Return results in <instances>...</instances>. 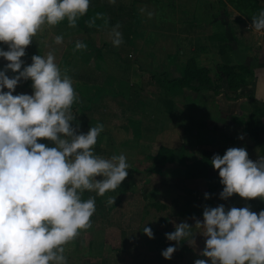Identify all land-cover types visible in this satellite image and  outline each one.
<instances>
[{
    "label": "clouds",
    "instance_id": "clouds-1",
    "mask_svg": "<svg viewBox=\"0 0 264 264\" xmlns=\"http://www.w3.org/2000/svg\"><path fill=\"white\" fill-rule=\"evenodd\" d=\"M89 7L90 0H0V42L9 47L0 49V57L9 62L0 71V264H67L65 246L92 227L96 212L95 198L84 200L83 193L104 196L128 176L130 165L123 154L106 159L94 152L103 124L91 127L87 134H77L73 128L76 117L71 108L78 94L54 53L33 56V63L23 67L25 50L45 25L56 26L67 19L69 27L75 28ZM251 27L264 31V10L252 18ZM119 28L117 24L112 30L117 47L123 43ZM55 43L62 44L63 37L56 36ZM86 47L77 41L75 50ZM9 69L18 75L9 78ZM21 79L32 80L33 95H13ZM211 164L224 185L222 199L233 195L264 199V158L253 162L246 149L229 148L222 157L215 155ZM115 201L109 198L108 204ZM203 218L195 228L204 230L206 247L201 255L208 259L195 264L209 260L211 264H264V211L257 214L249 207L226 211L220 205L206 207ZM191 229L180 223L166 238L179 243L192 236ZM143 232L154 239L150 227ZM176 250L169 246L162 256L171 259Z\"/></svg>",
    "mask_w": 264,
    "mask_h": 264
},
{
    "label": "rangeland",
    "instance_id": "rangeland-1",
    "mask_svg": "<svg viewBox=\"0 0 264 264\" xmlns=\"http://www.w3.org/2000/svg\"><path fill=\"white\" fill-rule=\"evenodd\" d=\"M105 1L106 5L96 6L97 8L105 5L104 16L109 20L108 25L103 30L106 36L102 43L106 41L110 50L115 48L118 50L117 53L122 60V65L120 67L117 66L116 61L118 64L119 61L115 60V56L106 53L111 59L114 58L115 64L113 65L112 61L109 63L110 76L108 73L104 74L105 72L99 75V77L101 75L104 78L107 77L108 80L104 83L101 82L103 77L99 78L98 86L101 87L96 91V61L92 58L93 53L87 54L88 56H85L84 61H72L71 63L67 61L57 64L61 68L62 73L67 69V74L73 80L74 90L78 94L79 99L73 103L71 108L72 114L76 117L72 126L77 130V134H87L86 127L88 125L95 127L98 124H103L104 131L98 136L96 146H99L104 152L97 155L110 159L113 155L118 156L123 154L130 168L127 178L115 191H109L104 196H99L96 192L85 191L83 193L82 199L87 200V197L98 199L100 197L101 203H96V212L94 213L96 221L92 216V227L82 230L74 241L65 246L64 254L67 258V264H129L132 262L134 264H142V251L145 252L146 247L157 248L159 239H165L166 233L174 232L176 225L180 223L186 222L192 227L191 231H193L195 229L193 220L198 219L201 222L204 219L203 212L206 207L215 208L222 205L221 201L217 200V198H220L217 194L213 196L214 199L210 204H206V199H210V197L206 198L203 193L205 191L202 187L203 181L196 180L194 182L189 181L188 184H182L179 179L183 177V173L182 168L178 164L162 168L161 175L153 174L150 171L153 164L149 158L155 155L160 146V139L158 138L159 128L160 126H164V129L169 128L173 120L170 117L172 102L168 99L172 91H167V85L162 79V86L159 83L151 85L155 86L154 90L158 92L160 97L159 100L161 102L159 104L161 106H157L155 102H152L155 101L154 95L151 93L153 87L149 86L147 82L152 74L159 81L160 72L169 71L168 73L171 74L173 70L171 67V71L169 68L167 69L168 65L166 62H160L161 59L163 61L165 56H156L155 52L151 56L148 53L151 50L157 49L163 37L166 38L165 42H167V39L169 42H172V31L167 30L168 28L164 30L160 27V23L167 25L172 23V17H176L170 6H174V8L177 6L179 8L182 20V32L188 33L187 23L184 24L186 22L184 20H188V3L184 2V0H160L158 7L161 9H157L159 13L154 16V19H150L151 17H141V20L138 13V16H134V20L131 15V7L132 1L135 0ZM139 1L143 2V4L145 3L144 1L148 2V0ZM217 2L220 5L222 0H217ZM228 2L236 9L242 6L244 11L242 14L244 13L247 19L252 16V12L258 11L255 0H228ZM150 6L151 10L157 8L155 4ZM220 7L219 9L221 10ZM220 10H217V12L219 13ZM135 21H139V24L140 21L147 22L146 26L152 28L148 33L150 45L148 44L149 41H138L139 51L134 46L131 36L133 35L132 25L136 24ZM132 22L134 23L131 24ZM89 23L93 25L92 21ZM117 24L120 25L118 31L122 34L123 40V43L118 47L114 46L112 36V30ZM158 27L160 31H157ZM145 30V26L141 27L139 34H144ZM41 34L46 35V31L43 30ZM3 49L8 51V45L4 46ZM25 51L26 55L22 57L24 62L23 67L30 66L33 63L32 57L36 55L46 56L48 52H53L57 58L61 49L60 46L57 47V45L50 43L45 45L44 38L42 41H39V45H30ZM169 59L171 60L173 57ZM8 63L6 59L0 57V71H4ZM209 65L214 70L217 69L215 67L217 64ZM23 67L21 70H23ZM213 73L210 78L214 83H218L220 75H216L215 71ZM6 75L9 78H13L18 73H13L9 69L6 71ZM75 76H82L87 80H93L94 86L88 88L82 86L80 83L77 84ZM19 83L25 84V88L27 89L25 90L27 91L26 94H34L31 79H21ZM4 91L7 92L9 90L4 88ZM130 92L131 96L129 97ZM89 106L92 108L86 110V107ZM39 142L46 144L48 147H55V144L51 141L41 140ZM197 147L190 145V143H180V146L175 151V156L178 159L180 155H183L187 162H191L196 159L194 155L200 151V147ZM102 179L103 177H97V180ZM190 183L192 184L189 185ZM181 184L188 189H196V192L200 194L202 199L201 206L196 205L193 201L194 199L190 200V197L193 196V191L189 190L192 194L188 195V193L183 192L185 188L182 190L178 188H181ZM109 198L116 199L115 204H108ZM232 198L240 197L239 195H233ZM242 200L243 202L236 203L235 205H230L229 203L223 206L226 211L232 207H249L255 213L264 211V199ZM151 204L162 205L165 210H156L151 207ZM108 209H110L109 212H107ZM195 210L197 211L194 212ZM182 212L188 213L191 216L187 218L180 217V219H176L178 220L177 222L171 218L172 214L174 216V214L179 213L181 216ZM163 220H165V224L161 223ZM146 226L152 229L154 239H150L144 234L143 229ZM189 240L190 237L181 240L180 243L182 245H189ZM195 240L203 242V239ZM130 249H134V251L129 254L127 251ZM90 255L94 256L93 259H87ZM188 259L190 261L192 258H186L187 261Z\"/></svg>",
    "mask_w": 264,
    "mask_h": 264
},
{
    "label": "crops",
    "instance_id": "crops-1",
    "mask_svg": "<svg viewBox=\"0 0 264 264\" xmlns=\"http://www.w3.org/2000/svg\"><path fill=\"white\" fill-rule=\"evenodd\" d=\"M159 1L160 0H148V2L144 1L145 3L143 4V2L135 0L132 1L133 8L131 7V9L133 10V14L137 13L134 14L135 17L136 15L138 16L139 13L140 19L141 17H151L150 19H154V16L159 13L157 9H161L158 7L160 5ZM185 1L189 5L187 12L188 20H184L186 21L184 24L187 23L188 33L185 34L182 32V20L179 8H177V6L174 8V6L171 7L169 5L174 15L176 14V17H172V23L167 25L160 23V27L164 30L168 28L167 30L172 31V42H169L168 39L167 42H165L166 38L163 37L157 49L151 50L148 53L151 55L155 52L156 56H165L163 61L161 59L160 62H166L168 65L167 69L169 68L170 70L171 67L173 70L171 74L168 73L169 71L160 72V74L165 73L172 79L178 78L182 74L185 63L189 60H194L199 67L208 68L210 77L214 74V71L216 75L221 74L218 69L214 70L209 64H217L215 67L218 68V65L223 62H229L230 65H242L252 72L253 77L247 84H242L235 90H230L227 87L226 81H222L220 83L221 94L219 95H214L211 90H203L195 93L188 89H174L170 94L171 96L168 98L172 102L170 117L173 121L169 128L164 129V126H160L158 133L160 146L172 149L174 153L180 146V143H190V145L199 146L200 151L194 155L196 159L200 158L202 151H218L222 157L229 148H244L248 152L249 158L253 162H257L261 158H264V155L261 154L260 148L251 140L250 134L254 133V131L260 132V137L264 140V31L256 32L251 27V23L245 17L244 13L242 14V12H244L242 6H240L239 9L233 8L228 0H222L223 4L221 3L220 5H218L217 0H184V2ZM255 1L258 6L257 10H264V0ZM102 4H106V1L90 0L89 10ZM152 4H155L157 8L151 10L150 5ZM218 6H221V10ZM136 9L137 11H135ZM146 9H148L149 12H145ZM167 9L170 10L169 8ZM217 10H220L219 13ZM149 13H152L153 16H149ZM254 14H252V17ZM80 20L81 17L78 19L75 28L69 27L67 19L56 26L45 25L44 30L46 31V35H42L41 32L38 33L37 36L33 38L31 45H39V41H42L44 38L45 45L48 43L57 45L55 43V37L58 35L62 36L63 43L57 45V47L60 46L61 49V52L58 53V57L56 58V63L58 64L67 61L70 63L72 61H84L88 56L87 54L93 53L92 58L96 61L97 91L101 87L98 86L99 78L103 77L102 75L99 77V75L103 72L109 75V63L112 61L113 65L115 64L114 58L111 59L106 53L115 56V60L117 59L119 61V64L116 61V65L119 67L122 65V60L118 56V50L116 48V50H110L106 41L102 43L106 36L104 32L91 34L96 46L99 48L101 47L99 53H95L86 42L87 36L79 26ZM135 23L136 24L132 25L133 35H131L134 46L138 48V41L140 40L149 41L148 44L150 45L148 33L152 28L146 26L147 22L140 21L139 24V21H135ZM143 26L146 27L145 33L139 34V30ZM157 31H160L159 27ZM156 35L159 37L158 34ZM77 41L84 43L87 46L86 49L79 51L75 50ZM5 45L7 44L0 42V49L4 50L3 48ZM170 57H173V59L170 60ZM169 62L170 64H168ZM79 79V76H75L77 84L80 83L82 86L88 88L94 86L93 84L85 85ZM107 80V77H103L101 82L106 83ZM151 87H153L151 93L155 98V101L152 102H155V104L159 106V102L161 101L159 100L160 97L158 92L154 90L155 86ZM130 96L131 92L129 93V97ZM177 142H179V145ZM191 149L193 150V148ZM209 174L220 177L219 171L215 168L210 169ZM188 182L189 181H186V184H188ZM191 184L192 183L189 185ZM202 187L204 188L203 185ZM185 188L183 192L188 193V195L192 194L189 190L193 191V196L190 197V200L194 199L193 201L195 204L201 206L202 199L200 194L196 192V189ZM223 188L224 185L213 194H208L210 199H206V204H210L214 199L213 196L216 194L220 196V198H215H217V200L219 199L222 205L229 203L230 205H235L236 203L243 202V198L241 197L222 199L220 194ZM203 193L207 194L206 191ZM196 211L197 210L194 212ZM188 216L191 215L182 212L181 216L179 213H176L174 216L172 214L171 218L177 222L178 220L176 219H180V217L187 218ZM197 220H193L194 224H196ZM202 222L203 220L201 223ZM203 231L202 228H195L191 231L192 236L190 237L189 245H182L180 242L169 241L167 238L159 239L157 248L146 247V251H142V264H195V261L198 259L207 260L208 258L201 255L206 247V237L203 235ZM195 239H203V242ZM169 246L176 247L177 250L171 259H165L162 256V252ZM133 251L134 249H130L127 253L130 254L133 253ZM93 257L94 256L90 255L87 259H93ZM188 257L192 259L190 261L188 259L187 261L186 258ZM129 264L134 263L132 262ZM208 264H211L210 260Z\"/></svg>",
    "mask_w": 264,
    "mask_h": 264
},
{
    "label": "trees",
    "instance_id": "trees-1",
    "mask_svg": "<svg viewBox=\"0 0 264 264\" xmlns=\"http://www.w3.org/2000/svg\"><path fill=\"white\" fill-rule=\"evenodd\" d=\"M104 6L88 10L86 15H84L79 22V26L86 33L85 35L88 37L86 42L93 49L95 53H99L101 47L99 48L96 46L94 39L91 38L92 37L91 34L103 33L104 32L103 30L105 29V27L108 25L109 22V20L106 19L104 16L106 10ZM131 11H132L131 15L133 16L132 18L134 19L135 15L133 14L132 9ZM259 12L260 10L256 11L255 14L254 12H252V14H254L253 17L258 15ZM102 15L104 17L103 19H102ZM253 17L251 16L248 19L251 24ZM91 21L93 22V26L88 27V25L90 24L89 22ZM131 24H133V22ZM217 69L221 75L220 78H218L219 82L214 83V81L209 76L210 72L208 71V69L199 67L197 65V62H195L194 60H189L188 62L185 63L180 77L172 79L169 78L165 73H162L159 74V81H157L156 76L152 74L150 75V78L147 83L149 86L157 83H159V85L162 86L161 85V79H162V81L167 85L166 88L168 92H171L174 89L178 88V89H188L195 93L201 92L203 90H211L214 93V95H219L221 94L220 82H222L223 79L226 81L227 87L230 90H235L240 85L247 84L253 77L252 72L248 70L246 67H243L242 65H230L229 62H223L222 64L218 65ZM79 77H80L79 80L85 85L94 84L93 80H87L85 77L82 76ZM25 90H27L25 88V84L18 83L15 92H13V95L26 94L27 91ZM92 103L94 104V102ZM91 108H92L91 106L86 107V110H89ZM90 128H91L90 125L86 127L87 133L90 130ZM250 138L254 142V144L260 148L261 154L264 155V140L260 137V132L254 131V133L250 134ZM94 152L95 154H102L104 151L101 150L99 146L95 145ZM215 155H220V153L218 151H213V152L202 151L199 159H196L192 162H187L186 158L183 155H180L177 159L172 149L160 146L157 149L155 155L149 158L151 159L153 164V167L150 171L153 174L161 175L162 168H165L168 165L178 164L182 168L183 177L179 179L180 182H182V184L186 183V181H196V180L203 181L202 183L206 193L211 195L223 186L220 177L209 174L210 169L214 168L211 164V160ZM182 184L180 185L181 188L178 187L181 190L185 188L182 186ZM185 189L183 191H185ZM99 198L100 197H98V199L95 198V202L98 204L101 203ZM151 207H153L156 210H162L164 208L162 205L159 204H151ZM109 211L110 209L107 210V212ZM93 219H95L96 221L95 214L93 215ZM161 223L165 224V220L161 221Z\"/></svg>",
    "mask_w": 264,
    "mask_h": 264
}]
</instances>
